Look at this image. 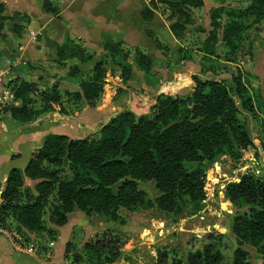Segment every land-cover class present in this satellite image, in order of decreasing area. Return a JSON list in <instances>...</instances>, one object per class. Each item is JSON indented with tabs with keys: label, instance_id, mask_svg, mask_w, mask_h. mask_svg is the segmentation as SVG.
<instances>
[{
	"label": "trees",
	"instance_id": "trees-1",
	"mask_svg": "<svg viewBox=\"0 0 264 264\" xmlns=\"http://www.w3.org/2000/svg\"><path fill=\"white\" fill-rule=\"evenodd\" d=\"M149 1L154 8H143L141 18L151 22L156 17L158 4L168 6L170 31L178 41H182L187 31L188 11L204 5L203 0ZM250 1L247 9L230 13L231 19L224 25L218 21L219 9L212 13L213 29L202 43L205 58L209 60L216 55L220 40L228 49V61L236 63L249 29L244 20H264V0ZM43 10L53 16L60 15L54 0H43ZM8 20L18 36L31 23L26 14L4 16V6L0 4V36ZM147 33L150 38L154 35L152 42L156 49L168 48L153 31ZM124 46L123 42L105 36L102 48L106 55L88 76L77 65L70 68L68 78L81 81L77 92L66 94V101L55 84L41 92V105L36 108L33 94L38 93L37 84L20 79L12 81L10 87L19 105L11 106L5 113L28 123L57 110L68 115L84 107H96L104 94L108 67L112 65L120 69L123 84L132 78L133 65L145 74L147 83H151L153 58L140 48L129 51ZM179 54L181 61L196 62L189 49L181 48ZM93 59L94 55L79 42L67 39L57 48L55 62L60 66L72 60L89 64ZM208 71L202 67V74ZM192 80L194 88L190 96L162 94L149 114L137 116L131 111L122 112L95 136L72 140L65 135H49L24 170H12L4 189L0 183V223H7L8 227H11L9 222L16 223L17 230L44 234L48 241L57 239L58 228L67 223L69 214L76 209L86 215L95 214L126 224L120 210L135 212L145 205L147 194L139 189V183L147 181H153L160 193L155 200L160 211L182 215L188 203L201 211L207 199V178L202 166L194 170L186 166L215 162L226 154L235 158L240 150L252 146L248 130L239 118L235 95L247 109H252L253 102L244 95L246 88L240 73L234 80V88L215 79L193 76ZM67 168L70 173H66ZM25 178L36 182L33 190L25 186ZM226 195L233 205L248 208L232 219L231 229L238 245L233 264H251L248 253L242 248L246 244L257 248L264 264V178L245 174L237 182L229 183ZM52 198L50 223L53 228L45 223L46 209ZM123 245L120 235L104 232L86 242L80 251H75L72 243H68L66 253L71 264H115L122 258ZM169 255L166 248L158 249L159 263L166 264ZM222 260L220 252L208 244L190 253L185 262L173 260L171 264H221Z\"/></svg>",
	"mask_w": 264,
	"mask_h": 264
},
{
	"label": "crops",
	"instance_id": "crops-1",
	"mask_svg": "<svg viewBox=\"0 0 264 264\" xmlns=\"http://www.w3.org/2000/svg\"><path fill=\"white\" fill-rule=\"evenodd\" d=\"M54 1L60 8L59 17L61 19L59 20L61 21H58V17L44 12L43 0H0V4L4 6V16L12 17L16 13H20L30 17L31 23L25 29L26 33L27 30L37 26L40 21H44V25L40 26L43 31L47 26H50L51 29H54L55 26L56 29L59 27L61 33L65 32V38H62L55 46V40L52 37L56 33L51 35L50 39L46 38L43 44L36 43L37 45H35L29 41L28 36L25 39L23 35H15L12 32L11 21H6L2 36H0V54L4 52L8 55V58L3 61L4 63L0 62V76L6 73L4 76L5 83L16 79L32 82L33 77L38 79L39 76H44L40 70L18 71L16 68H9L7 64L5 66L6 61L13 56H21L24 59L28 57L37 68L38 60L47 61L52 55L54 66L52 79L58 75V77L67 78L69 81L68 73L73 61H69L60 67L57 66L54 52L58 46L69 38L81 40L88 52L94 55V59L90 63L95 66L99 56L101 54L102 57L106 55L102 48L105 36L116 42H123L129 48L139 47L153 58L151 83H147L145 74L133 65L132 78L123 84L120 78V69L112 65L108 67L104 94L96 107H84L74 114L68 115L60 114L57 110L43 114L37 120L28 123L12 118L5 113L6 111L1 113L0 183L3 186H5L12 170H24L34 153L43 147L45 139L49 135H65L72 140L95 136L112 118L122 112L131 111L137 116L149 114L157 97L162 94L173 97L190 95L194 88L192 77L199 76L201 78L202 67L199 61H180L179 63L173 60L169 61L170 55H166L154 47L147 36L149 30L153 31L159 40L171 50L179 52L181 48L188 49L174 37L168 22L163 21L162 27H152V21H144L136 8L137 2L133 0ZM73 7H75V20H71V18L69 20L66 18L67 16L64 18V15H68V11ZM118 15L120 16L118 17ZM148 50L150 51L149 54L146 52ZM73 64H77L82 70L83 64ZM13 105H18V102L15 100ZM103 218L105 217L95 214L85 215L80 211H73L68 216L67 223L58 228L57 239L47 244L46 251H38V248L37 251L33 252H19L12 247L6 237L0 234V264H71L67 258L66 245L74 242L72 238L76 229H82L85 233L81 239V244L76 245L79 248L104 232L120 235V231L116 227L113 231L106 229L103 232H97L100 229L98 228L100 222L123 226L126 229V231L123 229L124 234L131 232V223L126 221V224H120L108 220L103 221ZM134 240H136V245L129 243L125 249L122 247V258L118 261L120 263L116 262L115 264H130V258L134 257L135 252L130 250L136 247L140 250L143 249L142 240L138 239V235L134 236ZM123 246H125V242ZM152 251L156 253L155 250ZM144 253L145 251H141L137 256ZM154 253L150 252V254Z\"/></svg>",
	"mask_w": 264,
	"mask_h": 264
},
{
	"label": "rangeland",
	"instance_id": "rangeland-1",
	"mask_svg": "<svg viewBox=\"0 0 264 264\" xmlns=\"http://www.w3.org/2000/svg\"><path fill=\"white\" fill-rule=\"evenodd\" d=\"M133 1L138 3L135 4L139 14L143 8L153 7L149 0ZM54 2L56 4V1ZM203 2L204 5L202 7L192 8L188 11V16L190 18L189 24L186 26L187 31L180 42H182L184 46L189 49V51L192 53V57L196 61H199L203 64L202 67H205L206 70H209L208 73L206 72L201 74V78L203 80L215 79L217 81L224 82L228 87L234 88V80L239 75V73L241 74L242 84L246 88L244 95L245 97L252 98L253 107L252 109L245 108L243 106L242 99L240 100V98L236 95L235 101L240 111L239 118L241 121H243L248 130L252 140V146L247 149L240 150L239 156L235 158L231 157L229 154H226L215 162H205L203 164L193 163L186 166L188 170H194L200 166H202L204 169V173L207 178V199L204 201L203 209L201 211L199 209L198 211L195 206H193L191 203H188L183 207V216L175 213L162 212L155 204V200L160 196V193L155 188V183L153 181L139 183V189L147 194L148 200L146 201L145 205L139 207L135 212H130L125 209L120 210V215L126 219L127 223H131V232L124 234L123 229L125 228L123 226L120 227L109 225V223L106 222L105 224L100 222V227H98L100 229L97 230V232H103L106 229L113 231L116 227V229L120 231L119 233L122 240L125 242L123 249H125L126 245L128 246L129 243L136 245L134 236L138 235V239L142 240L143 249L140 250L136 247L133 248V250H130L136 252H134L135 258L133 256L130 258V264H160L158 260V249L162 248H166L170 253L166 264H171L173 260H181L185 262L190 253L200 251L205 245L208 244L214 246L223 256L221 264H233L234 253L238 245L236 237L232 233L231 229L232 219L239 213L247 212L248 208L246 206H235L229 201L226 195L227 186L231 182H237L241 176L248 173H251L258 178H264V20L258 22H255L254 19L244 20L249 29L243 37V50L236 58V63L228 61V49L220 40L216 45V55L212 56L208 60L207 57L205 58V56L202 55V51L204 50L202 43L208 38L209 32L213 29L211 21L212 13H214L216 9H219L218 21L221 25H224L231 19L229 17L230 13L237 10L243 11L247 9L251 4V1L203 0ZM71 9L72 12H70ZM71 9L68 11V15H64V18L67 16L66 18H69V20L70 18L71 20H75V7ZM156 12V17L151 22L152 27H162L165 21L170 24L168 18L171 15V10L168 6L158 4L156 6ZM119 16L120 15H118V17ZM59 19H61V17H58V21H61ZM43 25L44 21H40V23L32 29L42 30L40 26ZM25 29L23 30L22 35L25 36L26 39V36H28V31L32 29L27 30V33ZM55 33L56 35H54ZM64 33L65 32L61 33L59 27L56 29L54 26V29H51L50 26H47V28L38 37L36 43L43 44L46 38L50 39L51 35H54L52 39L55 40V46L62 38H65ZM75 33L74 35L76 36ZM218 33V37L220 39L221 33L220 31ZM149 36L148 38H150ZM153 37L154 35L151 36V41ZM72 40L79 42L80 45L84 47L81 40ZM36 43L33 44L37 45ZM124 48L126 50L132 51L134 48L139 47L129 48L125 45ZM160 51H163L166 55L171 56L169 61L173 60L178 63L181 61V54L175 50L165 48ZM146 52L148 54L150 53L149 50ZM54 53L56 55V51ZM7 56V54L2 52L0 54V62L4 63L3 61L8 58ZM101 57L102 54L99 56V60ZM49 58L50 59L47 61L38 60L36 68L35 63H31L27 57V64L25 66L16 68L18 71L36 69L40 70V72L44 74V76H39L38 79L34 77L31 79L32 82L36 83L38 86V93L33 94L36 108H39L41 105V92L51 89L55 84L58 85L59 91L64 101H66L67 98L66 94L77 92L80 88V79H72V77L68 81L67 78H60L58 75H55V77L52 79V68L54 67L52 55ZM72 61V66H70V68H73L77 65L73 63H79L77 60ZM57 66L60 67L59 64H57ZM92 66L93 65L91 63L83 64L81 71L87 75L94 67ZM12 81L15 80L7 82L9 87ZM192 85L194 86L193 80ZM66 173H70L69 168L66 169ZM35 183L36 182L30 180L29 178H25V186L28 189L33 190ZM2 189H4V186ZM52 203L53 198L50 200V204L46 209L45 223H47L48 227L53 228L54 226L50 223V206ZM76 211L79 210L76 209ZM102 220L104 221L107 219L103 218ZM9 223L11 224V227H8L6 225L7 223H0V227L17 231L23 238L27 240V242H35L36 244L38 243V251H46L47 244L51 242L47 240L46 235L31 233L26 230H17L16 223ZM124 231H126V229ZM84 234L85 233L82 231V229H76L74 232V236L72 238L74 242H72V246L75 251H80L82 249L77 246L81 244V239ZM242 248L248 253L251 264H263L262 255L258 252L257 248L250 244H246ZM127 249H130V247H127ZM152 250H155L156 253H154ZM141 251H145V253L137 256L141 253ZM150 252H153L154 254H150Z\"/></svg>",
	"mask_w": 264,
	"mask_h": 264
},
{
	"label": "built area",
	"instance_id": "built-area-1",
	"mask_svg": "<svg viewBox=\"0 0 264 264\" xmlns=\"http://www.w3.org/2000/svg\"><path fill=\"white\" fill-rule=\"evenodd\" d=\"M43 32L42 30H30L28 32V39L31 43H36L38 37ZM9 68H17L20 66H25L27 64L26 59L21 56H16L6 61ZM4 76L6 73L0 76V114L5 110L9 109L15 102V93L8 83L4 82ZM0 234L6 237V239L11 243L12 247L19 252H33L37 251L39 244L32 242L29 243L25 238H23L17 231L8 230L6 228L0 227Z\"/></svg>",
	"mask_w": 264,
	"mask_h": 264
}]
</instances>
